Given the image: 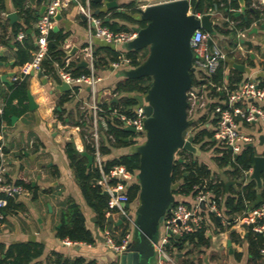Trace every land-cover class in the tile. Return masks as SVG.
Masks as SVG:
<instances>
[{
  "label": "crops",
  "instance_id": "crops-1",
  "mask_svg": "<svg viewBox=\"0 0 264 264\" xmlns=\"http://www.w3.org/2000/svg\"><path fill=\"white\" fill-rule=\"evenodd\" d=\"M165 1L168 0H102L96 2L98 7L93 10L95 15L103 14L105 21L116 24L118 29H132L135 25L126 17L140 19V13L137 11ZM50 2L51 0H25L23 6L19 7L16 0H0V116H4L0 124V147L7 167V178L13 183L19 180L30 183L34 190L26 189L24 194L16 196L12 206L5 211V220L0 224V264L121 263V257L105 245L103 229L98 227L95 213L84 201L71 166L67 145L72 143L80 155L82 152L90 153L87 148L90 142L86 133L89 132L88 128L92 127L91 108L98 104L110 109L122 100L125 95L118 93L116 88L126 79L123 71L127 67L114 68L111 63L109 66L100 64L96 73L101 81L95 89L83 84L62 93L56 89L62 80H57L46 68L35 70L31 66L32 61L18 64L17 43L25 48L35 46L39 49L37 24L45 12H42V8L47 7ZM110 2H116L117 6L108 7ZM237 2L239 8L234 12L242 9L240 1ZM245 7V13L236 18L245 20L247 17L249 20L254 14L250 9H264V0H245ZM97 10L100 12L97 13ZM10 12L16 13L18 18L14 21L8 19L7 14ZM212 13L215 23L221 28L213 37H217L224 45L223 48L229 52L236 49V52L230 53L223 61L224 73L233 74L235 70L242 75L243 82L255 79L264 84V21L254 22L250 28L240 29L237 27L240 20H235L237 25L232 27L225 21V12L214 10ZM61 14L62 19H55L53 29L58 26L57 32L69 36L64 45L66 52L77 49L71 57H67L71 62L88 64L84 58L86 49L90 46L94 53H98L99 57L105 60L111 57L105 52L106 47H113L116 51L125 49L124 46H113L96 37L90 38L88 23L76 2L64 7ZM253 28L257 29V33H251ZM237 29L244 31L241 38L237 37ZM227 30H231L229 34L226 33ZM20 32H24L22 40L18 38ZM240 39L250 41L252 47L241 43ZM239 45L242 50L237 49ZM29 50L31 51L30 48ZM235 63L244 66V71L234 68ZM9 74L11 76L4 82L2 77ZM67 93H70V98L62 102ZM29 96L35 105L33 109L29 105ZM254 104L264 110V100L255 101ZM207 121L212 122L213 118L210 116ZM240 129L252 138L247 145H253L251 147L255 153L264 155V125L259 122L249 125L241 121ZM134 141L139 142L129 144ZM126 142L128 145H115V141L111 142L107 152L102 153L104 163L124 155H132L142 144L141 140L133 138L127 139ZM215 155V151L207 150L196 159L208 165L214 175L223 181L225 187L227 182H232L228 189L232 187L233 190H239L240 180L227 173L229 167H219L213 158ZM252 172L253 167L244 173V182H254L257 191L256 202L249 203L245 210L235 213L230 218L232 223H227L223 218V229L215 227L208 218L209 247H193L190 255H185L184 251L178 252L174 257V264H251L248 244L244 240L248 235V228L242 219L256 209L258 202L264 203V172L260 181L252 177ZM129 183H138L137 178L134 177ZM186 200L189 204L192 202L190 197ZM73 203L80 206L86 226L93 233V243L67 246L59 237L63 212ZM133 203L137 209L138 199ZM123 218L119 214L112 217L115 230H111L116 241L122 240V235L129 225L126 220L120 223ZM160 229H163V226ZM160 233L161 231L157 241L163 236ZM232 233H235L236 237L233 238ZM135 238L136 229L133 228L132 241ZM17 245H31L40 253L31 260L18 262V252L14 249ZM152 263L159 264L157 256ZM257 264H264V254Z\"/></svg>",
  "mask_w": 264,
  "mask_h": 264
},
{
  "label": "built area",
  "instance_id": "built-area-1",
  "mask_svg": "<svg viewBox=\"0 0 264 264\" xmlns=\"http://www.w3.org/2000/svg\"><path fill=\"white\" fill-rule=\"evenodd\" d=\"M188 1L192 3V0ZM73 2L77 3L80 13L88 23L90 38L96 37L102 39L113 46H125L126 43L137 37V33L132 29L112 31L104 25L103 19L95 15L89 0H86L84 4L80 3L79 0H51L37 24L40 47L31 63L33 69L40 70L42 62L47 57L48 35L50 30L53 29L57 13ZM225 21L231 24L232 27H236L237 25L235 20L228 17L225 18ZM237 31V37L241 38L244 31L239 29ZM23 37L24 32H20L19 40H22ZM191 48L195 72L193 75V87L188 92V115L189 119L193 121L191 125L193 128L187 131L186 137L195 136L198 131L196 130V125L199 127L202 124L201 120L203 117L208 118L211 116L216 120L213 139L228 149L232 156H237L242 152L245 145L252 141L249 135L241 131L240 122L244 121L249 125L259 122L264 125V110L254 104L255 101L264 100V86L255 79H248L238 89L231 91L227 83H223L220 86L214 83L212 80L213 76L217 73L223 61L229 57L230 53L236 52V49L229 52L227 49L220 47L214 41V37L205 30L197 29L194 32ZM237 49L242 50L243 48L239 45ZM119 52L123 55L118 62L112 63V66L114 68H130L131 59L125 56L123 50ZM84 59L88 62L87 68L89 69V73L80 76H74L70 71V59L66 60L64 67L56 65L60 79L69 83L72 89L83 84L95 89L96 85L101 81L94 67L95 57L91 46L86 49ZM208 86L216 87L218 91L225 94V99L212 109L209 108L212 101L206 96V88ZM121 108L123 107L105 109L98 104L93 105L91 108L93 113L92 127H87L89 132L86 133V138L94 148L92 154L94 156V163L101 172V178L98 183L109 195L106 216L113 217V215L119 214L125 218L132 229H136L135 218L132 219L128 215L131 203L129 202L127 189L130 180L137 177V175L130 172L124 165H115L109 172H106L102 156V141L103 135L110 139L111 142L115 141L114 135L108 133L107 119H117L120 127H134L136 133L141 137L139 140L143 143L146 139L145 121L147 115L144 106L140 104L132 107L128 113L123 112ZM183 152L180 151L177 154V158L183 160V157H185ZM25 192L26 188L24 186L15 184L7 178V167L3 161V150L0 147V224L5 220L8 199L20 196ZM175 197V203L167 213L162 224L164 230L163 236L155 243L159 264H174L175 256L168 251L173 238L180 241L187 235L193 234L203 228H208L206 211L213 212L218 218H222L223 216L215 197L209 190L198 188L195 195H176ZM188 197L192 200L190 204L186 200ZM126 204H129L128 208ZM242 221L245 225H254V231L264 233V205L247 214ZM103 236L105 245L120 257L122 253L128 250L132 242V230H128V228L120 242L115 240L113 231L110 228L103 230ZM63 243L67 246L79 244L69 239H64ZM262 253L264 254V249ZM112 264L121 263L116 261Z\"/></svg>",
  "mask_w": 264,
  "mask_h": 264
},
{
  "label": "trees",
  "instance_id": "trees-1",
  "mask_svg": "<svg viewBox=\"0 0 264 264\" xmlns=\"http://www.w3.org/2000/svg\"><path fill=\"white\" fill-rule=\"evenodd\" d=\"M25 0H16L19 7L23 6ZM80 3H85L86 0H79ZM90 5L92 9L98 7V3L90 0ZM192 5L196 7V12L198 14L211 13L214 10L219 12H225L227 17L233 20H240L237 25L240 29L250 28L251 24L254 22H261L264 18V9L256 8L254 10L253 17L248 21L244 19L236 18L234 16V11L239 8V4L235 0H192ZM25 12H28L25 10ZM140 13L139 11H137ZM97 17L103 19L104 25L109 27L112 31H122L130 30L125 28H120L116 24L106 22L103 14L96 15ZM129 22L134 25L141 27L146 26L147 21L136 19L134 17H126ZM28 22V20L26 21ZM216 32L219 33L220 26L216 25ZM231 30H227L226 33H230ZM38 31H36V35ZM68 35L62 32H55L53 29L50 30L48 35V51L47 57L42 62V67L46 68L53 76L60 80L57 74L56 65L64 67L67 60V52L64 49L65 43L68 41ZM18 45V64H25L32 61L38 51L37 47L30 46L24 47L22 44ZM31 49V51L29 50ZM124 54L127 58L131 59L130 67H136L140 65L148 55V50L135 51L124 49ZM105 52L111 57L105 60L103 57H99L98 53H94L95 62L94 67L97 68L100 64L109 66V64L118 62L123 55L121 52L116 51L113 47H106ZM70 71L74 76H80L82 74H88L89 69L79 66L77 62H71L69 64ZM212 80L219 86L223 83H227L231 91L239 88L240 84L243 82L242 75L233 70V74H225L224 69L221 67L218 69L217 73L213 76ZM151 77H145L141 79L126 78L124 82L120 83L116 91L118 93L124 94L125 96L117 104H114V108L119 107L123 112H130L132 107L139 105L135 95L141 94L145 95L151 86ZM264 86V84H261ZM206 96L210 99L212 109L218 103H221L225 99V94L218 91L216 87H207ZM70 98V93L65 94L62 98V102L67 101ZM105 109H107L105 107ZM4 116H0V124ZM108 121V133L113 134L115 137V145H128L127 139H135V135L125 130V128L120 127L117 119H112ZM205 122L207 118L203 117L201 120L202 125L197 128V133L195 134V144L199 145L201 150H213L215 151V156L213 157L218 163L219 167H229L227 173H229L234 178L240 180V189L233 190L232 187L226 191L225 184L219 179L208 165L201 163L196 157L187 152H183V161L179 158L176 159L174 170L172 174L173 179V193L178 196H192L198 191V188L209 190L215 200L218 203L219 209L222 211V218H218L213 212L206 211L209 220L214 224L215 227L223 229V218H225L227 223H232L235 213L241 212L247 208L249 203L256 202L257 191L255 189L254 182H249L245 184V172L251 170L254 164L255 151L253 147L245 145L242 152L237 156H232L230 151L223 147L219 142L214 140V129L216 120L213 119V126L209 129L207 128ZM103 137H105L103 135ZM139 141H134L129 144H137ZM111 145V140L105 137L102 141V153H106L108 147ZM89 152L93 154L94 148L92 146L87 147ZM68 156L71 160V166L73 167L76 175L77 182L80 186L84 201L89 205L97 218V225L101 229L110 228L115 230V222L112 217L106 216V211L108 208L109 195L103 190L99 185L98 181L101 178V172L98 166L93 163L88 166V160L75 152L74 145L69 143L67 145ZM115 165H124L126 168L137 175L139 171V155L138 153H133L132 155H124L119 159L113 161H107L104 163L105 171L109 172L110 169ZM137 178V177H136ZM138 181V179H137ZM15 184L24 186L27 190L34 191L31 184L23 180L17 181ZM140 191L139 182L136 184H128L127 194L129 195V202L133 203L137 201ZM15 197L8 199V207L12 206ZM264 203L258 202L255 207L260 208ZM255 209V208H254ZM7 210V209H6ZM248 228V235L244 238L248 244V253L250 255L251 264H257L259 260L262 259L264 249V233H259L254 231V225H246ZM59 237L64 239H69L72 242L77 243H93L94 236L90 229L86 226V220L81 208L78 204L73 203L67 207L63 212L62 216V227L59 229ZM125 235H122V237ZM232 237H236L235 233H232ZM120 242V241H118ZM210 245V238L208 235V228H203L193 234L187 235L180 241L171 240V245L168 247V251L176 256L178 252H185V255H190L192 253L193 247L196 248H207ZM14 249L18 252L17 261H28L38 256L39 251L35 250L31 245H17ZM89 264H95L91 262Z\"/></svg>",
  "mask_w": 264,
  "mask_h": 264
},
{
  "label": "water",
  "instance_id": "water-1",
  "mask_svg": "<svg viewBox=\"0 0 264 264\" xmlns=\"http://www.w3.org/2000/svg\"><path fill=\"white\" fill-rule=\"evenodd\" d=\"M235 1L242 4L241 11L234 13L235 17H240L246 10L245 0ZM107 6L116 7L117 3L110 2ZM45 9L46 6L42 8V12ZM99 12L100 10H97V13ZM139 12L140 19L147 21V24L144 27L133 26L132 30L137 33V37L124 47L129 51L147 49L148 55L140 65L125 69L123 74L132 79L151 77L152 81L145 95H135L147 115L146 139L136 149L139 155L137 179L140 185L135 217L136 238L128 250L122 253L121 264H153L152 260L157 256L155 243L160 228L176 200L172 174L177 154L184 151L196 157L201 155L200 146L195 144V136L186 137L189 127L193 124L188 115V92L193 87L195 72L191 40L197 29H203L212 36L217 35L213 13L198 14L196 7L188 0L159 2L148 5ZM7 18L14 21L18 17L16 13L10 12ZM55 19H62L61 11ZM245 20L248 21L247 17ZM53 31H59V27L55 26ZM251 33H257V29L253 28ZM240 42L252 47L250 41L240 39ZM76 50L73 48L67 51V57H71ZM79 66L87 67L88 64L82 62ZM233 66L244 71V66L240 64L235 63ZM9 76L11 74L4 75L2 80L6 82ZM56 89L66 93L72 88L66 81H61ZM29 105L31 109L35 107L31 96ZM125 130L136 133L134 127H126ZM75 152L79 153L77 149ZM81 155L88 160V166L94 163L92 154L82 152ZM263 172L264 155L255 153L252 177L260 181ZM231 184L232 182H227L226 189ZM126 207L128 208L129 204H126ZM93 220L96 221V218ZM123 220L125 218L120 223Z\"/></svg>",
  "mask_w": 264,
  "mask_h": 264
},
{
  "label": "rangeland",
  "instance_id": "rangeland-1",
  "mask_svg": "<svg viewBox=\"0 0 264 264\" xmlns=\"http://www.w3.org/2000/svg\"><path fill=\"white\" fill-rule=\"evenodd\" d=\"M214 41L220 46V47H224V45L220 42V40L217 38V37H215L214 38ZM120 47H123V46H120ZM124 48V47H123ZM122 50H124V49H122ZM86 112H88V111H86ZM205 124H206V126H207V128H211L213 125V123L212 122H205ZM202 125V124H201ZM200 125V126H201ZM193 128V126H191V127H189V129H188V131L189 130H191ZM197 128H198V125H196V130H197ZM134 135H135V139H141V137H140V135L139 134H137V133H134ZM202 152H205V151H203V150H201V154H202ZM201 156V155H200ZM200 156H198V158H200ZM196 157V156H195ZM136 207H135V205H134V203H131V207H130V209H129V211H128V215H129V217L130 218H132V219H134L135 217H136ZM128 230H132V227H131V225H128ZM160 231H161V235L163 234V232H164V230L163 229H160Z\"/></svg>",
  "mask_w": 264,
  "mask_h": 264
}]
</instances>
